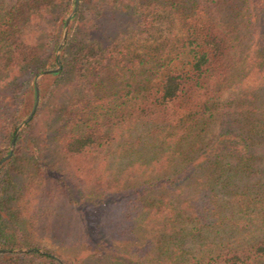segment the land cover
I'll use <instances>...</instances> for the list:
<instances>
[{
    "label": "trees",
    "instance_id": "16d2710c",
    "mask_svg": "<svg viewBox=\"0 0 264 264\" xmlns=\"http://www.w3.org/2000/svg\"><path fill=\"white\" fill-rule=\"evenodd\" d=\"M72 5L0 0V158ZM58 57L0 161V264H264V0H78Z\"/></svg>",
    "mask_w": 264,
    "mask_h": 264
},
{
    "label": "water",
    "instance_id": "95a60500",
    "mask_svg": "<svg viewBox=\"0 0 264 264\" xmlns=\"http://www.w3.org/2000/svg\"><path fill=\"white\" fill-rule=\"evenodd\" d=\"M77 4H78V0H73V5L71 7V10L69 11V13L67 14V16H66V18L64 20V24H63L62 31H61V37H60V40H59V42H58V44L56 46V49H55L56 67L55 68L44 69V70H42V71H40V72H38V73H36L34 75V77H33V84H34V101H33V104L31 106L28 114L17 124V126L15 128V131H14V134H13L11 140H10L9 151L2 158H0V161L4 160L5 158H7L10 155L11 149H12V146H13V143H14V139H15L19 129L21 128V126L24 125L25 122H27L29 120V118L33 114V111H34V109L36 107V104H37V101H38V82H37L38 78L41 75H43L45 73H48L50 71L57 70L60 67V61H59V57H58L59 49H60L62 43L64 42L69 19L73 15V13L75 12ZM30 249H36L38 251L41 250V249L33 248V247H31V248H14L13 250L25 251V250H30ZM0 250H2V249H0ZM58 262H59V264H62L59 259H58Z\"/></svg>",
    "mask_w": 264,
    "mask_h": 264
},
{
    "label": "rangeland",
    "instance_id": "374dc122",
    "mask_svg": "<svg viewBox=\"0 0 264 264\" xmlns=\"http://www.w3.org/2000/svg\"><path fill=\"white\" fill-rule=\"evenodd\" d=\"M169 31H170L169 21H166L164 19L158 20L153 29H150L147 34H143L140 38L136 40V44H137L136 48L138 50H145L151 42L153 43L154 40L159 41L160 39L164 38L166 35H168ZM25 85L26 83H23L22 88H24ZM12 98H13V101L9 103V107H11L12 105L14 106L15 103H17L18 93L13 94ZM39 244H42L47 248H50V247L53 248V245L50 244V242L46 239L40 241ZM57 258L62 263V259L60 257H57Z\"/></svg>",
    "mask_w": 264,
    "mask_h": 264
}]
</instances>
